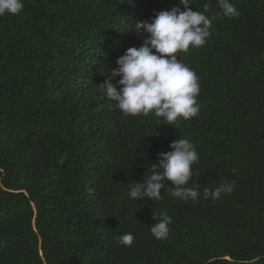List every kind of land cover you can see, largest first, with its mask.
<instances>
[{"label":"trees","instance_id":"1","mask_svg":"<svg viewBox=\"0 0 264 264\" xmlns=\"http://www.w3.org/2000/svg\"><path fill=\"white\" fill-rule=\"evenodd\" d=\"M231 2L238 18L217 0L189 4L210 5L212 34L179 53L201 90L178 128L110 111L98 86L143 43L136 22L179 0H23L0 17V264H264V0ZM180 138L199 154L187 186L200 198L173 197L169 182L159 201L130 199ZM221 184L233 192L203 198ZM160 212L163 241L150 232Z\"/></svg>","mask_w":264,"mask_h":264},{"label":"clouds","instance_id":"2","mask_svg":"<svg viewBox=\"0 0 264 264\" xmlns=\"http://www.w3.org/2000/svg\"><path fill=\"white\" fill-rule=\"evenodd\" d=\"M217 2L226 17H239L240 12L231 0ZM179 3L183 10L173 7L158 12L150 22H136L133 31L143 41L141 46L126 49L116 60L117 67L102 72L105 79L98 87L110 102V111L119 110L124 116L163 118L164 123L175 128L181 119L188 121L198 116L200 80L197 73L180 60L179 53H188L206 44L212 34V19L207 15L211 8L205 4L202 11H193L189 8L193 0H179ZM23 8V0H0V17L18 15ZM169 147L171 151L158 154L159 163L152 165L147 179L130 184V199L159 201L161 189L169 182L173 197L186 202L200 198L197 182L192 187L187 186L195 174L193 165L199 162L196 146L180 138ZM233 190L234 184H221L214 190L205 188L203 198L216 201ZM153 219L157 222L150 227L152 236L166 240L172 218L160 212L153 214ZM118 239L121 245L130 247L135 237L126 233Z\"/></svg>","mask_w":264,"mask_h":264}]
</instances>
